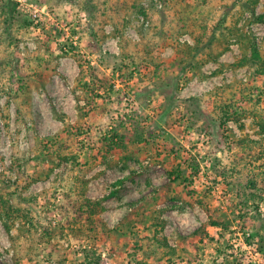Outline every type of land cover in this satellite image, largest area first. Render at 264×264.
Listing matches in <instances>:
<instances>
[{"label":"rangeland","instance_id":"obj_1","mask_svg":"<svg viewBox=\"0 0 264 264\" xmlns=\"http://www.w3.org/2000/svg\"><path fill=\"white\" fill-rule=\"evenodd\" d=\"M0 193V264H264V0H0Z\"/></svg>","mask_w":264,"mask_h":264},{"label":"trees","instance_id":"obj_2","mask_svg":"<svg viewBox=\"0 0 264 264\" xmlns=\"http://www.w3.org/2000/svg\"><path fill=\"white\" fill-rule=\"evenodd\" d=\"M140 13H142V10H140ZM261 17V16H259ZM253 57H256L259 61L262 62V59L260 58V54L255 50L252 52ZM210 57L212 54L210 53ZM99 80H105V79H99ZM124 141V136L122 134H118V132L113 131L109 137H102L101 142L102 146H105L107 148V151H113L116 147H119L123 144ZM168 175H174V177L179 176V171H168ZM155 198V193L152 194L149 198L146 199V201H151L152 199ZM82 202L75 201L72 204V207L74 208V211L76 213L75 219L72 220L73 223L77 221H81L82 219L85 220V222L88 223V228L91 229L95 227V223L93 221V218L96 214L100 213L101 210L103 209V206L101 205L100 202L97 201H90L88 198L82 197L81 198ZM77 202V204H76ZM19 209L15 208L13 205L10 204L8 198H4L2 194L0 193V216L2 213H4L7 217H10L15 211L17 212ZM94 222V223H93ZM92 223L91 226H89ZM211 225H217L218 222L213 221L210 223ZM9 229V227H8Z\"/></svg>","mask_w":264,"mask_h":264}]
</instances>
